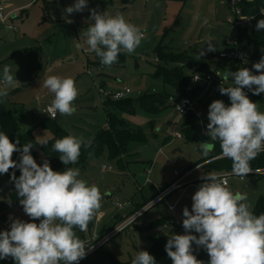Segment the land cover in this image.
Returning <instances> with one entry per match:
<instances>
[{
	"label": "rangeland",
	"instance_id": "374dc122",
	"mask_svg": "<svg viewBox=\"0 0 264 264\" xmlns=\"http://www.w3.org/2000/svg\"><path fill=\"white\" fill-rule=\"evenodd\" d=\"M74 3L75 0H0L5 15V21H0V76L7 65L18 80L3 101L14 110L21 130L32 129L36 140L43 143L52 137L50 128L43 123L48 118L43 109L54 98V94L43 87V81L51 75L71 77L78 89L74 101L76 111L71 116L58 114L51 121L70 135L92 140L108 126V115L112 113L140 137L141 140L129 142L123 163L110 158L108 150L104 149L100 155L90 154L83 167H76L80 169L79 178L98 186L103 195L102 207L96 212L92 227L82 237L78 235L86 247H90L79 264H114L112 256L129 264L139 250L152 254L159 236L185 234L182 211L185 206L191 211V198L196 187L203 183L196 177L199 172L188 180L192 184L185 182L162 202L151 208L148 205L156 198L158 188L165 189L177 180L176 171L181 176L202 158L199 144L209 139L205 124L210 103L219 99L230 105L229 97L219 92L221 84L217 80L210 84L192 80L194 92L189 96L197 99L196 111L202 113V118H195L198 123L195 141H188L185 136L176 137V132L182 133L185 118L175 112L173 99L181 93L155 76L158 66L163 65L157 50L162 46L165 51L203 52L211 61V72L217 70L222 78L228 72L227 62L222 61L218 67V55L229 51L232 47L227 40L234 43L236 37L227 22L231 8L229 0H87L82 12L64 15V9ZM91 9L100 13L107 11L113 16L123 14L144 33L141 45L133 54L123 52L122 64L98 66L94 62L95 53L87 50L84 33L91 23ZM77 44L84 47L77 48ZM209 44L214 51L208 50ZM259 60L249 62L254 74L257 72L252 65ZM232 84L231 77L224 81L225 87ZM125 87L132 90L127 96L129 99H138L146 93H167L170 95L168 105L157 112L141 108L125 112L112 98L114 92ZM247 95L264 112V93ZM189 118L194 120L192 116L186 119ZM30 151L38 164L48 160L42 149ZM12 159L19 163L20 152H15ZM255 170L244 178L228 170L231 173L228 187L233 192L246 194V202L252 210L259 201L264 202V171ZM13 172L16 177L21 174L19 168L0 174V202L7 204L6 212H12L15 219L27 221L29 217L11 199L15 189L10 179ZM147 200L149 202L138 206ZM119 203L123 205L121 208ZM169 205H175L173 211ZM139 213L141 215L137 216ZM165 219L167 223L151 226ZM144 223L147 225L139 226ZM123 224L126 226L118 230ZM160 226L162 230H158ZM0 231L5 230L0 226ZM193 246L208 263L207 251L194 243ZM156 262L172 264L167 253ZM0 264H15V261L9 257L0 260Z\"/></svg>",
	"mask_w": 264,
	"mask_h": 264
},
{
	"label": "clouds",
	"instance_id": "9594fccd",
	"mask_svg": "<svg viewBox=\"0 0 264 264\" xmlns=\"http://www.w3.org/2000/svg\"><path fill=\"white\" fill-rule=\"evenodd\" d=\"M86 7L87 0H75L64 9V15L82 12ZM89 21L84 33L87 50L94 52L104 66L118 62L122 52L133 54L144 38V33L120 13L113 16L91 9ZM255 27L257 32L264 31V19L258 20ZM208 50L215 48L209 44ZM252 68L259 74L243 67L222 77L219 92L229 97L230 105L219 99L210 103L205 133L209 139L199 144L202 154L207 156L218 141L222 155L232 161V174L240 178L252 173L251 161L264 152V112L244 91L247 88L253 95L264 93V56ZM229 77L233 84L225 87L224 81ZM17 81L5 65L0 76V100L7 97L10 88L16 87ZM43 87L54 94L46 109L51 119L55 120L58 114L75 113L78 89L73 78L51 75L43 81ZM19 143V139L13 143L0 131V174L19 168V177L13 172L10 179L24 213L31 221L40 222L16 218L10 230L0 231V260L11 257L15 264H79L90 247H86L76 229L87 231L102 207L103 195L98 186L79 178V168L54 171L48 160L42 165L36 162L30 151L33 143L22 148ZM38 144L47 145V141ZM90 144L91 140L83 136L67 135L55 140L52 151L59 153L65 166L74 165L82 147ZM15 152H20L19 163L12 159ZM202 179L204 182L191 198V211L187 206L182 211L185 234L168 236L165 251L172 264H205L193 254V243L207 251L208 264H264V214L256 215L246 202L247 195L233 192L227 179L213 172L203 174ZM131 264L157 262L148 251L139 250Z\"/></svg>",
	"mask_w": 264,
	"mask_h": 264
},
{
	"label": "trees",
	"instance_id": "16d2710c",
	"mask_svg": "<svg viewBox=\"0 0 264 264\" xmlns=\"http://www.w3.org/2000/svg\"><path fill=\"white\" fill-rule=\"evenodd\" d=\"M240 5L243 8V13L249 16H254V20L253 26L251 28H241L236 31L235 43L233 47L239 51L244 52L251 61L259 60L262 56H264V31L257 32L255 25L258 20L264 19L263 15H259V11L264 5V0H243ZM157 51L158 59L163 62V65L158 66L155 72V76L161 77L165 84L174 87L181 93V96L174 97V106L176 102H178L182 97H185L189 94L188 87L193 80L194 73L211 72V61L206 55L201 56V54H193L187 51H165L162 49V46H160ZM218 58L219 61L217 60V66L219 67L221 62L226 60V68L228 69V71H236L243 67L249 68V62H243L236 59L221 58L219 57V55ZM94 62L98 66H104L100 63V58L97 56ZM123 62L124 54L122 52L118 57V62L114 63L113 65L122 64ZM244 91L246 92V94H252V91L250 92V90H248L247 88H245ZM169 96L170 95L167 93H146L144 95H140L138 99H129L127 97L118 100L114 99L113 103H115L119 109L124 110L125 112H132L137 108H141L149 112H157L162 107L168 105L167 99L169 98ZM189 116H192V118L194 117V120L190 119L191 117L189 119H186ZM184 118L185 120L181 125L182 137L185 136L188 141H195L198 128V123H196L195 121L197 118L194 114H188ZM51 120L53 119L47 118L43 121V123H45V125L50 128L52 137L47 140V145L38 144L39 142L36 140L33 134V130H21L18 118L14 110L9 108L5 104L3 99L0 100V131L5 132L13 143H15L17 139H19L20 143L18 144V147L26 143H33V152H35L37 148L42 149L48 159V162L50 163V166L54 171H63L66 167H83L90 154L100 155L104 149L108 150L110 158L118 159L123 163L122 158L123 155L127 152L129 142L133 139L141 140L140 137L137 134L132 133L123 122H120L115 115L109 113L108 126L93 137L90 146L82 147L81 155L76 164L65 166L59 159V153L52 151V146L56 139H60L70 134L57 123ZM205 126L207 127V123L205 124ZM201 163H205V167L213 169L215 171H231L232 166V161L222 155L218 141L215 145V148L211 150L207 156L203 155L202 158L192 167H195L196 165ZM251 167L253 170L264 169V152L260 153L255 160L251 161ZM158 193L159 191L156 193V196L158 195ZM11 199L14 204L20 205L23 209L22 205L19 202V197L16 194V189L11 192ZM147 202H149V200L143 202L142 204H138V206L144 205ZM6 209L7 204L3 201L0 202V213H2L0 215V221L1 219L5 218L7 213ZM253 211L256 215L264 214V202L259 201ZM93 220L89 223L88 228L92 227ZM167 221L168 220L166 219L161 220L155 222L151 226L157 227L159 225L167 223ZM27 222L33 221H31V219L29 218ZM76 232L77 235H81V237L85 234V232H80L79 229H76ZM102 232L103 231H101L100 233ZM168 236L170 235H163L158 237V241L154 247V251L151 254L155 257V259H157L161 255L166 254L165 245L169 238ZM193 254L197 257V259L204 261L205 264H208L204 257H202L201 253L194 246ZM111 258L114 264H128L117 261L113 256Z\"/></svg>",
	"mask_w": 264,
	"mask_h": 264
},
{
	"label": "built area",
	"instance_id": "2783aa9c",
	"mask_svg": "<svg viewBox=\"0 0 264 264\" xmlns=\"http://www.w3.org/2000/svg\"><path fill=\"white\" fill-rule=\"evenodd\" d=\"M243 0H229V5L231 8V15L228 17L227 22L230 24V27L236 32L238 29L241 28H251L253 26V20H254V16H249L245 13H243V8L240 5V3ZM261 10H264V5L263 7L260 9L259 11V15L261 14ZM264 16V14H261ZM0 21L4 22L5 21V15H4V5H0ZM11 27V26H9ZM235 43V42H234ZM234 43L231 40H227V44L231 45L232 48L229 49V51L227 52H221L219 54V57L221 58H227V59H236L239 61H243V62H250L251 60L248 58V56L242 52L239 51L237 49H235L232 45H234ZM218 74V75H217ZM259 74V73H257ZM199 78V79H198ZM214 80H217L219 84H222V78L219 75V72L216 71H212V72H207V73H201V72H196L193 74V81L195 83L201 84L203 82L205 83H212ZM131 92V88L130 87H125L123 90L120 91H116L112 94V98L115 100L118 99H123L125 98L128 94H130ZM196 104H197V99L194 97H190V96H185L182 97L178 102H176L174 108H175V112L178 114V116L180 118L185 117L188 114H194L195 117L198 118H202V113L200 111H196ZM49 106V104L46 105V107L43 109V112L45 115H47L48 118H50L49 114L46 113V109ZM178 106L180 111L178 110ZM51 119V118H50ZM176 137L181 138L182 137V133L180 132H176L175 133ZM259 171H264V169H258ZM256 170H253V172H255ZM176 175H178L179 177L177 178V180L175 182H173L170 186H168L167 188L160 190L158 195L156 196V198L149 203V207L151 208L153 206H155L156 204L162 202L163 200L166 199V197L171 194L172 192H174L177 188H179L182 184H192V181H188L186 180L187 177L189 176L190 172H186L184 174H182L180 176V173H178L177 171L175 172ZM216 175L227 179L228 181V185H229V178L231 173L228 171L225 172H216ZM203 177V176H202ZM202 177L199 179L200 181L204 182V180L202 179ZM186 182V183H185ZM198 190V186L196 187L195 191ZM123 205L121 203L118 204V207H122ZM175 208V205H169V209L171 211H173ZM141 213H139L137 216H140ZM12 220H14V214L12 212H9L6 214L4 219H1L0 221V226L4 229V230H10V224L12 222ZM126 226V224H123L120 228H118V230L123 229ZM163 226L158 227V230H162Z\"/></svg>",
	"mask_w": 264,
	"mask_h": 264
},
{
	"label": "crops",
	"instance_id": "0c3cea01",
	"mask_svg": "<svg viewBox=\"0 0 264 264\" xmlns=\"http://www.w3.org/2000/svg\"><path fill=\"white\" fill-rule=\"evenodd\" d=\"M14 16V15H13ZM188 90H189V94L191 93V92H194V88H193V86L190 84L189 85V87H188ZM131 92H132V90H131ZM130 92V93H131ZM189 94L187 95V96H189ZM129 95V94H128ZM127 95V96H128ZM126 96V97H127ZM125 97V98H126ZM179 138V137H178ZM198 166V167H197ZM187 172H190V174H189V176L187 177V179L186 180H190V178H191V176L195 173V172H199V174H198V176H196L197 178H201L202 176H203V174H206V173H209V172H213V173H216V172H225V171H215V170H213V171H208L207 170V167H205V163H201V164H198V165H196L195 167H192V168H190ZM186 173V172H185ZM161 189H163V188H158V191H160ZM147 225V223H144V224H141L140 226H146Z\"/></svg>",
	"mask_w": 264,
	"mask_h": 264
}]
</instances>
